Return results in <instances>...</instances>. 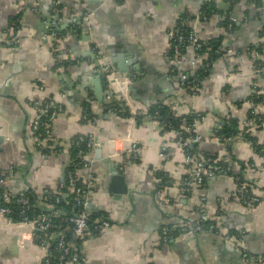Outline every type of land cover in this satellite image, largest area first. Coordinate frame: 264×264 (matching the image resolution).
Here are the masks:
<instances>
[{
	"label": "crops",
	"instance_id": "crops-1",
	"mask_svg": "<svg viewBox=\"0 0 264 264\" xmlns=\"http://www.w3.org/2000/svg\"><path fill=\"white\" fill-rule=\"evenodd\" d=\"M202 1L0 0V180L11 170V193L31 188L42 203L60 190L71 139L93 135L98 145L81 175L94 221L108 219L110 227L83 236V264H264V0H237L229 31L222 26L226 0H214L206 19L197 10ZM186 15L200 42L222 40L195 92L179 83L181 74L193 75L194 51L186 46L172 55L168 40ZM109 100L118 102L117 112L104 109ZM46 103L61 112L43 151L31 122ZM88 107L94 122L82 118ZM160 107L182 124L164 129ZM188 116L197 118L201 136L189 153L177 143ZM232 119L237 132L219 135ZM132 143L140 148L136 157L127 150ZM197 157L221 161L228 172L187 192L183 180ZM111 168L129 177L126 192L110 187ZM203 218L215 230L186 231ZM31 233L0 216V264H40L47 251Z\"/></svg>",
	"mask_w": 264,
	"mask_h": 264
},
{
	"label": "built area",
	"instance_id": "built-area-1",
	"mask_svg": "<svg viewBox=\"0 0 264 264\" xmlns=\"http://www.w3.org/2000/svg\"><path fill=\"white\" fill-rule=\"evenodd\" d=\"M207 0H203L201 5L197 8L200 16L203 19H206V16L202 14V6L204 2ZM91 13H86L83 16L84 22L89 20ZM189 17L186 15L174 28H172L168 33V40L170 43L171 54L176 55L181 51V47H190L194 51V59L192 61V66L194 67L193 74H195L199 69L203 71H207L210 66L209 61H202L203 56L200 53L201 50V42L197 36L196 30L189 26L188 24ZM228 20L230 21L228 27H231L233 22H236V18L232 14H228ZM13 43L12 40L6 39L5 44L11 45ZM247 52L253 54L255 57H260L263 55L262 50L255 49L252 47H248ZM104 71V83L106 86H109V68L107 65L102 66ZM201 78L197 75L193 77L192 81L187 80L186 74H181L179 76V83L182 87L188 88L191 92H195L199 85L201 84ZM117 107L113 108V111L117 112ZM61 112V108L51 107L47 103L41 105L37 109V115L31 122V129L34 131L35 140L37 145L41 147H46V138L50 136L51 133V122L55 118V116ZM253 114V110L250 111ZM82 118L84 120H88L94 122L97 116L92 112L88 114L86 111L82 112ZM197 118L193 117L190 122H186L183 124V130L188 133L187 136L178 135L177 143L184 147L187 153L191 152L189 148L192 146H196L200 140L201 136L195 132ZM44 136L45 139L41 138ZM75 145L80 147L76 153V157L81 160V166L87 167L88 160L86 159V154L82 150V147H85L87 151L94 149L98 142H96L93 135H79L74 139ZM129 152L134 154V157L139 153L140 148L135 144H129L127 149ZM261 154L264 156V149L261 150ZM187 159L190 160L191 156H187ZM210 158H194L193 159V169L191 173L186 176L183 180V189L187 192H192L201 186L206 178H212L216 176L226 175L228 169L225 166H213L206 167V164L210 162ZM11 174V170L8 171L6 175L2 177L1 182V192H0V216H5L8 222L15 224L16 226H20L23 224H27L31 227V238L36 239L39 244L47 251V254L44 256L43 260L40 264H50V256L51 251L49 250L51 246H53V250L58 253L57 260L59 264H83L82 262V254L79 247V242L83 238V236L89 232L90 226L88 223L89 216V207H88V181L82 180L83 186L80 184H76V179L72 175L71 172L67 174V187L72 189L75 193V205L81 206V210L72 217L66 218L65 220L70 221L73 224V231L71 234V241H67L64 233L59 231H52V228L59 227L60 225H54L53 219L62 217L64 212L60 209L53 208L48 211V213L40 212L38 215L33 217H26L27 213H31L35 203L31 201V198L24 191H21L17 194H12L10 188L8 187V177ZM65 181L60 183V190L64 187ZM59 190V191H60ZM245 194V193H244ZM49 194H45L43 197V201L48 204V206L53 207L52 203L60 202L59 196H54L51 201V197ZM249 200L257 201L256 197L248 196ZM17 204V210H14L12 204ZM21 214L22 218L18 221H13L11 218L12 214ZM207 219H200L192 224L190 228L186 231L190 234H196L198 232H202L205 230L212 231L215 230L214 223H205ZM95 229L102 231L106 230L110 227V222L108 219H102L95 221L94 223ZM184 229V228H182ZM185 230V229H184ZM163 236L166 239L169 234L167 233L166 228L162 230ZM23 235L19 236V243L23 244ZM51 239H53L51 241ZM25 242V241H24Z\"/></svg>",
	"mask_w": 264,
	"mask_h": 264
},
{
	"label": "trees",
	"instance_id": "trees-1",
	"mask_svg": "<svg viewBox=\"0 0 264 264\" xmlns=\"http://www.w3.org/2000/svg\"><path fill=\"white\" fill-rule=\"evenodd\" d=\"M237 0H226V10L224 12V18L222 20V26L226 29V30H232L235 28L236 26V22H233L231 27H228L230 21L228 20V14L232 13V7L235 4ZM253 3V1H251ZM202 14H204L206 16V18L210 17L212 13H214L216 11V6L214 3V0H207L206 2H204L202 8ZM221 39H211L207 42H202L201 41V50L200 53L202 55H206L203 56L202 61H209L211 62L216 54L219 51V46L221 45ZM183 50L184 47H181ZM210 70V66L207 69V71H203L201 69H199L195 74L193 75H187V80L188 81H192L194 76H198L201 78V80H203L204 77H206L209 73ZM255 99V100H254ZM254 101L259 100V98H257V95H255V98H253ZM118 102L114 101V100H109V102H104V109L107 110L108 108H113L118 106ZM86 112L88 114L92 113V110L88 107ZM151 112L154 114V110H151ZM156 118L160 121V123L163 125L164 129H170V128H175L177 127V125L182 124V119H180V117L173 115V113L171 111H169L167 109V107H160L158 108L156 111ZM119 114H122L124 116L127 115V111H120L118 112ZM249 116H252V114L250 113V110L248 112ZM191 116H188L185 120V122H190ZM180 131L182 132V135L187 136L188 133L186 131H184L182 128L180 129ZM219 135L223 136V137H228L229 135H234L235 132H237V124H236V120L232 119L231 122L226 125L225 129L223 131H217ZM77 136L73 137L71 139V147H70V153H69V159L67 161L66 164V168H65V184L64 187L62 188V190L57 191V192H50L48 193L51 197V201L54 202L53 198L54 196H59L60 198V202L58 203H52L51 205H53V207L48 206L47 203H45L44 201L42 203H40L39 201L42 200V198L40 199V197L37 196V194L34 193V191L30 188L26 191H24L26 194H28L31 198L32 203L34 202V208L32 210L31 213H27L26 217L30 218L33 217L35 215H38L40 212L43 213H48V211L52 210L53 208L55 209H60L64 212V214L62 215V217L59 218H54L53 219V224L54 225H60L59 227L56 228H52V231H59L64 233L65 238L67 241H71V234L73 231V224L70 221L65 220L66 218L72 217L73 215H76L80 210H81V206L75 205V193L72 189L67 187V174L68 172H71L72 175L74 176V178L76 179V184H80V185H84L82 182V175H81V171L84 169L81 166V160L78 159L76 157V153L79 150L80 147H77L75 145L74 139ZM41 138L45 139L44 136H41ZM48 138H46L47 141ZM244 139L247 141H250L254 144V141H256V139L253 137V135L250 134L249 131H244ZM194 148V146H192V148H189V150L191 151ZM41 150L45 151L47 150L46 147H41ZM82 150L85 152V154H87V150L85 149V147H82ZM205 157H208L209 155L204 154ZM211 158H213V156H209ZM211 160V159H210ZM225 165L223 162L221 161H217L215 164L213 163V161L211 160L210 162H208L206 164V167H213V166H222ZM164 182V181H162ZM65 194V195H64ZM1 203V202H0ZM12 207L14 208V210H17V204H12ZM11 218L13 221H18L22 218L21 214H12ZM95 214L92 213L91 211L89 212V216H88V223L90 226V229H95L94 227V223H95ZM205 223H214L210 220H206L204 221ZM215 224V223H214ZM33 241H36L37 243H39L36 239H34ZM80 243V242H79ZM49 253L51 251V256H50V264H59L58 260H57V255L58 253L55 252L53 250V246L49 247Z\"/></svg>",
	"mask_w": 264,
	"mask_h": 264
},
{
	"label": "water",
	"instance_id": "water-1",
	"mask_svg": "<svg viewBox=\"0 0 264 264\" xmlns=\"http://www.w3.org/2000/svg\"><path fill=\"white\" fill-rule=\"evenodd\" d=\"M95 91H96L98 97L101 98V96H102L101 87H99L97 85ZM97 156L100 157V148L97 149ZM111 170H112V172H111V176H110V187L112 189L118 191V192H126V190H127L126 182L129 181V177L124 175V174L118 173L115 168H111Z\"/></svg>",
	"mask_w": 264,
	"mask_h": 264
}]
</instances>
